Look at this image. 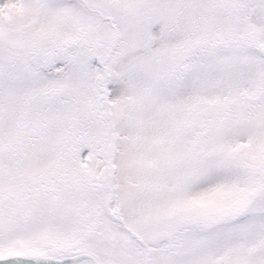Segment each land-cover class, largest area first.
I'll return each instance as SVG.
<instances>
[{
    "label": "snow or ice",
    "instance_id": "obj_1",
    "mask_svg": "<svg viewBox=\"0 0 264 264\" xmlns=\"http://www.w3.org/2000/svg\"><path fill=\"white\" fill-rule=\"evenodd\" d=\"M0 264H264V0H0Z\"/></svg>",
    "mask_w": 264,
    "mask_h": 264
}]
</instances>
